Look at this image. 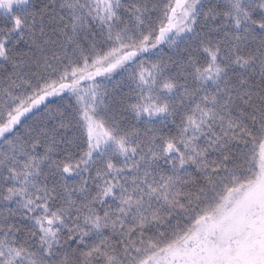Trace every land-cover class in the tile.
<instances>
[{
    "label": "snow or ice",
    "instance_id": "1",
    "mask_svg": "<svg viewBox=\"0 0 264 264\" xmlns=\"http://www.w3.org/2000/svg\"><path fill=\"white\" fill-rule=\"evenodd\" d=\"M0 264H264V0H0Z\"/></svg>",
    "mask_w": 264,
    "mask_h": 264
}]
</instances>
